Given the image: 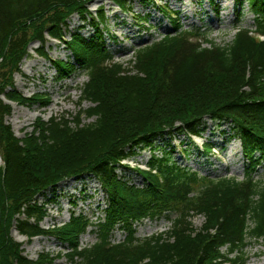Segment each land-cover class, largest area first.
Instances as JSON below:
<instances>
[{
    "label": "trees",
    "instance_id": "1",
    "mask_svg": "<svg viewBox=\"0 0 264 264\" xmlns=\"http://www.w3.org/2000/svg\"><path fill=\"white\" fill-rule=\"evenodd\" d=\"M89 1L0 0V264L31 263L22 255V243L9 235L13 225L29 240L47 235L66 244L68 264H245L250 242L264 255V179L253 176L264 160V40L253 34H264V0H237L239 8L247 4L255 28L237 27L226 45L199 30H180L172 18L175 33L135 49L128 67L112 60L97 21L105 15L99 9L96 20L86 7ZM113 1L123 11L128 5ZM73 13L91 24L89 40L77 31L64 39ZM47 36L73 56V61L51 60L57 78L80 68L87 80L79 89L77 113L46 121L37 117L31 133L20 138L5 122L10 103L47 106L50 97L23 96L13 88V73L30 56L33 40L40 43L34 52L47 58ZM83 101L89 102L85 109ZM206 116L229 123L239 139L248 161L242 179L200 176L171 161L169 153L152 155L149 170H137L142 186L116 173L120 159L134 148L174 129L197 134ZM84 117L93 121L84 124ZM83 174L96 178L106 194L103 217L92 223L72 212L66 222L42 228L47 211L36 196ZM173 212L164 233L135 236L133 222ZM192 215L203 216L199 228ZM89 226L96 240L81 246ZM116 228L126 234L114 243ZM54 259L46 253L37 261Z\"/></svg>",
    "mask_w": 264,
    "mask_h": 264
},
{
    "label": "rangeland",
    "instance_id": "2",
    "mask_svg": "<svg viewBox=\"0 0 264 264\" xmlns=\"http://www.w3.org/2000/svg\"><path fill=\"white\" fill-rule=\"evenodd\" d=\"M127 6L124 12L113 0H90L86 4L95 18L98 10L102 9L104 21L98 19L99 29L102 30L101 40L112 59L127 67L135 49L158 40L165 34L175 33L172 23L168 20L169 15L163 13L159 7L168 13H174L173 17L178 19L180 30H199L220 45H226L231 41L237 27L255 28L253 14L247 4L244 2L239 8L237 0H128ZM138 16L145 17V20L139 21ZM76 31L88 40L94 36L91 24L87 20H82L78 13H73L63 28L64 39H68L70 33ZM39 46L40 43L36 40L29 43L30 56L21 59L19 70L13 73L12 83L13 88L25 97L37 92L49 95L50 103L45 107L39 103L31 105L10 103L11 113L5 117V122L10 124L14 134L20 138L31 133L37 117L46 121L54 115L77 113L79 89L87 80L80 68L63 79H57L51 60L73 61L71 52L59 40L48 36L45 43L48 59L34 52ZM2 98L8 102L4 96ZM88 105L89 102L83 101L80 108L85 109ZM82 121L86 124L92 122L93 118L84 117ZM203 142L210 143L212 149L204 152L201 147ZM167 153L170 154L171 161L181 167L212 179L229 177L240 180L248 165L240 141L234 135L230 124L212 121L206 116L202 119L198 136H189L177 129L166 131L157 136L152 144L134 148V153L120 161L115 171L129 184L142 186L144 179L137 170L146 168L151 155L163 157ZM253 176L255 179H264V160L256 167ZM78 177H83L80 187L69 190L68 186L57 188L56 185L36 196L35 199L45 204L47 211V216L40 222L42 228L47 229L54 224L66 222L72 212L83 214L92 223L103 217L107 197L100 183L91 174ZM175 216L173 212L169 216L146 218L134 223L135 235L144 238L164 233L171 227V219ZM191 222L194 227L199 228L204 218L201 215H192ZM91 229L89 226L80 236L81 246L95 242L96 236ZM9 235L22 243V255L31 260L30 264H68L66 256L63 255L68 251L67 245L61 244L52 236L37 235L29 240L19 233L14 225L10 228ZM20 235L24 240H18ZM124 236L125 233L117 228L113 231L111 241L118 242ZM40 246L41 248L36 250ZM221 251L225 252V247H222ZM262 251L258 243L250 242L244 251L245 264H264ZM46 253L55 259L38 262L39 255Z\"/></svg>",
    "mask_w": 264,
    "mask_h": 264
},
{
    "label": "bare ground",
    "instance_id": "3",
    "mask_svg": "<svg viewBox=\"0 0 264 264\" xmlns=\"http://www.w3.org/2000/svg\"><path fill=\"white\" fill-rule=\"evenodd\" d=\"M50 108H49V112H50ZM85 177V176H84ZM83 177H70V178H66L62 181H60L58 184H57V188H63V187H67L69 188V190H72L73 188H76V187H80V184H81V179ZM18 240H24L23 236H19L18 237ZM40 247L36 248L37 249H40Z\"/></svg>",
    "mask_w": 264,
    "mask_h": 264
}]
</instances>
